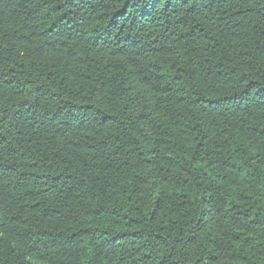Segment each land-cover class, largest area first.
Returning <instances> with one entry per match:
<instances>
[{
  "label": "trees",
  "instance_id": "16d2710c",
  "mask_svg": "<svg viewBox=\"0 0 264 264\" xmlns=\"http://www.w3.org/2000/svg\"><path fill=\"white\" fill-rule=\"evenodd\" d=\"M0 264H264V0H0Z\"/></svg>",
  "mask_w": 264,
  "mask_h": 264
}]
</instances>
